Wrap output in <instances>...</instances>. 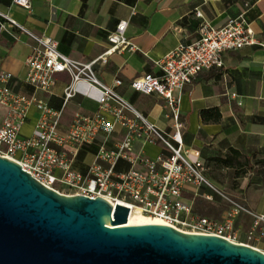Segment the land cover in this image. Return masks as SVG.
I'll list each match as a JSON object with an SVG mask.
<instances>
[{"label": "built area", "instance_id": "built-area-1", "mask_svg": "<svg viewBox=\"0 0 264 264\" xmlns=\"http://www.w3.org/2000/svg\"><path fill=\"white\" fill-rule=\"evenodd\" d=\"M14 1L30 5V0ZM127 21L119 19L107 34V46L85 61L60 51L58 41L50 35L37 34L21 25L33 40L24 60V82L34 89L51 91L56 74L65 71L69 74L63 88L65 101L76 93L80 81L96 87L100 97L94 110H76L63 130L61 109L16 89L13 72L1 68L0 104L5 111L0 122V153L18 160L23 169L59 192L100 195L129 206V212L141 211L177 229L225 236L264 251V212L219 188L217 179L206 173L210 166L202 159L201 151L188 145L183 137L186 122L180 107L184 86L202 69L223 66V54L228 50L262 41L241 11L221 24L200 23L195 39L179 41L158 58V72L144 71L132 77L134 90L163 97V116L168 123L163 127L118 91L117 85L123 82L120 76L107 83L99 79L93 67L99 60L105 62L114 50L138 48L126 35ZM33 103L40 114L33 131L23 134L21 126ZM118 128L124 131L115 138ZM102 132V138L97 139ZM136 141L142 145L162 143L163 150L151 155L142 147L135 149ZM88 143H96V149L81 170L75 166L77 152ZM122 160L127 167L119 166ZM201 200L218 207L224 205L219 214L204 213L197 208ZM242 213L250 217L248 227L237 222ZM239 234L244 239H239Z\"/></svg>", "mask_w": 264, "mask_h": 264}, {"label": "crops", "instance_id": "crops-1", "mask_svg": "<svg viewBox=\"0 0 264 264\" xmlns=\"http://www.w3.org/2000/svg\"><path fill=\"white\" fill-rule=\"evenodd\" d=\"M241 11L262 42L226 51L223 66L202 69L184 86L180 100L181 117L186 122L183 137L188 145L199 148L210 166L206 170L209 176L222 187V174L236 179L230 190L238 193L248 207L264 212V0H30L29 6L0 0V69L13 72L19 91L61 109L60 126L65 130L76 110L89 112L97 107L99 90L80 81L76 93L65 101L63 88L69 80L65 71L56 74L51 91L34 89L24 82V60L33 40L21 25L37 34L50 35L58 41L60 51L85 61L99 55L117 21L127 19L126 35L138 48L114 50L105 62L99 60L93 67L99 79L107 83L120 76L123 82L117 85L118 91L164 127L168 123L163 116V97L134 90L130 79L144 71L158 72V58L179 41L195 39L200 23L221 24ZM203 107H215L218 112L211 111L203 119ZM4 111L0 104V122ZM39 114L36 104H31L21 126L23 134L33 131ZM123 131L118 128L114 137ZM102 136L103 132L97 139ZM140 147L151 155L163 150L162 143L142 145L136 141L134 148ZM95 149L96 143L81 146L75 166L83 170ZM233 149L239 151L241 165L221 161L233 155ZM127 165L125 160L119 162L122 168ZM249 221V215L242 213L237 222L248 227Z\"/></svg>", "mask_w": 264, "mask_h": 264}, {"label": "water", "instance_id": "water-1", "mask_svg": "<svg viewBox=\"0 0 264 264\" xmlns=\"http://www.w3.org/2000/svg\"><path fill=\"white\" fill-rule=\"evenodd\" d=\"M129 206L59 192L0 153V264H264V251L159 221Z\"/></svg>", "mask_w": 264, "mask_h": 264}, {"label": "rangeland", "instance_id": "rangeland-1", "mask_svg": "<svg viewBox=\"0 0 264 264\" xmlns=\"http://www.w3.org/2000/svg\"><path fill=\"white\" fill-rule=\"evenodd\" d=\"M221 179H222V184L225 185L224 187H222L220 185V183L216 182V185L219 187V188H223V190H225L228 194H231L233 196L239 198V199H242L240 198L239 194L238 193H235L233 192V190H230V187H232L233 184H235V182L237 181L236 179L233 180L231 178H227L225 177L223 174L221 176ZM224 204L221 203V205L219 207H216L215 205H212L208 200L205 201V200H201L199 201L198 203V206L197 208L201 211V212H204V213H212V214H219L221 212V209H222V206ZM239 239H244L243 237V234H239Z\"/></svg>", "mask_w": 264, "mask_h": 264}, {"label": "trees", "instance_id": "trees-1", "mask_svg": "<svg viewBox=\"0 0 264 264\" xmlns=\"http://www.w3.org/2000/svg\"><path fill=\"white\" fill-rule=\"evenodd\" d=\"M211 111L218 112L217 108H215V107H203V109L201 110L202 118L206 119ZM233 153H234L233 155H230V156H227V157H222L221 161L223 163H225V164H231L232 165V164L238 163L239 165H241V163H239V161L237 160V155H238L239 151L237 149H233ZM243 170L244 169L237 170V172H240V171H243Z\"/></svg>", "mask_w": 264, "mask_h": 264}, {"label": "bare ground", "instance_id": "bare-ground-1", "mask_svg": "<svg viewBox=\"0 0 264 264\" xmlns=\"http://www.w3.org/2000/svg\"><path fill=\"white\" fill-rule=\"evenodd\" d=\"M149 220H154V221H159L162 222L160 219L147 215L141 211L138 210H132L130 211V214L128 216V223H133L134 221H149Z\"/></svg>", "mask_w": 264, "mask_h": 264}]
</instances>
